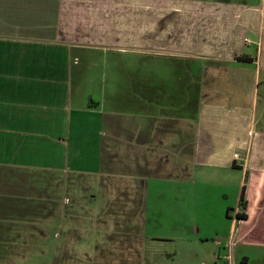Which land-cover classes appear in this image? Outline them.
<instances>
[{
  "label": "crops",
  "instance_id": "1",
  "mask_svg": "<svg viewBox=\"0 0 264 264\" xmlns=\"http://www.w3.org/2000/svg\"><path fill=\"white\" fill-rule=\"evenodd\" d=\"M244 188L264 245V0H0V264H230Z\"/></svg>",
  "mask_w": 264,
  "mask_h": 264
},
{
  "label": "rangeland",
  "instance_id": "2",
  "mask_svg": "<svg viewBox=\"0 0 264 264\" xmlns=\"http://www.w3.org/2000/svg\"><path fill=\"white\" fill-rule=\"evenodd\" d=\"M93 69H91V70H93ZM94 97H96V96H94ZM94 99H96V98H94ZM97 117L98 116H96V115H91V116H86L85 118L87 120H93V119H96ZM85 130H87V128H82L80 131H85ZM91 134L94 135L95 131L91 132ZM79 146L81 147V151L83 154L82 155L80 154V156L70 154L71 155L70 161L72 162V164L78 165V166L82 165V166H86V167L95 168V166H97L96 153H95V143H92L91 138L89 137L87 142L80 143ZM170 181H171V179H170ZM28 193H29V196H31L33 194V191H27L26 196L28 195ZM216 193H217L216 191H214V192L211 191L212 202L216 198V195H217ZM58 197L61 199L67 198L66 193H64L62 191L57 192L56 198L58 199ZM228 201L229 202H224V203L227 204V203L231 202L233 204V206L235 207V194H232L231 198H229ZM157 202H159V201H157ZM226 207H228V206H226ZM226 207H225V209H226ZM226 211L227 210H224L225 213H226ZM235 212H236V210L235 211L231 210L232 219L234 217H236ZM154 216H155V214H154ZM154 216L151 217V220H150L151 223L148 226L149 227L148 229H150V231H151V229H153V226L155 225V223L157 225L161 224V220H157V218ZM199 219H200V222H203L204 216L199 218ZM232 219L230 218L229 221H231ZM209 221H210L209 226H211V228H213V226H217V221L215 219L212 218ZM241 223L242 222L240 220L239 224H238L237 235H236V238L234 241V248H232V250H231L232 264L233 263L234 264H264V245H261V243H251V242H246V241H244L242 244H240L242 241L241 240L242 232L240 231V228L242 225ZM200 225H204V224L200 223ZM87 232L91 233L92 230L91 229L87 230ZM239 232H241V233L239 234ZM259 236L260 237L254 236L252 238L259 241V240H261V237H262L261 235H259ZM89 240H90V238L88 237L87 242H86L87 245L90 242ZM135 246L138 249L155 248V249L164 250V248H165V249H171L172 250L173 248H175L174 247L175 244H173V243L164 242L163 240H160L158 242H155V241H147L146 242V240H144L142 238L136 239ZM228 246H229L228 243H226L224 248L221 250V255H222L221 259L222 260L223 259L228 260V254H229V247ZM89 247L90 246L88 245V248Z\"/></svg>",
  "mask_w": 264,
  "mask_h": 264
},
{
  "label": "built area",
  "instance_id": "3",
  "mask_svg": "<svg viewBox=\"0 0 264 264\" xmlns=\"http://www.w3.org/2000/svg\"><path fill=\"white\" fill-rule=\"evenodd\" d=\"M242 207L240 206L239 209L236 211V216H239L241 213H242ZM239 221V220H238ZM234 246V242L232 241L231 244H229V257H228V260H229V263L232 264V261H231V250Z\"/></svg>",
  "mask_w": 264,
  "mask_h": 264
},
{
  "label": "trees",
  "instance_id": "4",
  "mask_svg": "<svg viewBox=\"0 0 264 264\" xmlns=\"http://www.w3.org/2000/svg\"><path fill=\"white\" fill-rule=\"evenodd\" d=\"M240 206L242 207V208H244L245 207V188L243 189V195H242V198H241V204H240ZM245 215H240V216H238V220H244L245 219Z\"/></svg>",
  "mask_w": 264,
  "mask_h": 264
}]
</instances>
